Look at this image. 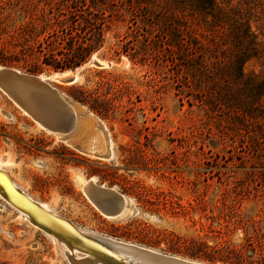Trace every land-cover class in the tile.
<instances>
[{
    "label": "rangeland",
    "instance_id": "1",
    "mask_svg": "<svg viewBox=\"0 0 264 264\" xmlns=\"http://www.w3.org/2000/svg\"><path fill=\"white\" fill-rule=\"evenodd\" d=\"M118 1L86 0L103 13V40L86 62L60 70L45 57L49 32L69 24L67 2L0 0V65L47 77L75 73L74 82H49L99 118L112 144L106 159L81 153L0 89L1 167L84 231L204 264H264V155L208 110L193 83L187 87L143 12ZM59 11L66 15L57 24ZM255 15L251 29L262 48L264 14ZM263 69L254 58L244 65L247 73ZM88 180L129 199L131 214L107 218L84 193ZM18 214L0 198V264H71Z\"/></svg>",
    "mask_w": 264,
    "mask_h": 264
},
{
    "label": "trees",
    "instance_id": "2",
    "mask_svg": "<svg viewBox=\"0 0 264 264\" xmlns=\"http://www.w3.org/2000/svg\"><path fill=\"white\" fill-rule=\"evenodd\" d=\"M65 1L69 24L49 32L52 41L45 57L60 70L86 62L103 40V13L94 12L86 0ZM124 1L128 10L142 11L150 26L156 27L167 61L179 66L178 71L184 69L187 87L193 83L208 110L235 124L240 141L247 139L255 154L264 155V69L244 71L253 58L264 68V47L260 48L250 24L253 14H264V0H237L226 6L216 0ZM66 13L58 12L57 24Z\"/></svg>",
    "mask_w": 264,
    "mask_h": 264
},
{
    "label": "bare ground",
    "instance_id": "3",
    "mask_svg": "<svg viewBox=\"0 0 264 264\" xmlns=\"http://www.w3.org/2000/svg\"><path fill=\"white\" fill-rule=\"evenodd\" d=\"M42 78H45L47 81L49 79L61 80L66 76H72L77 80V75L71 71L57 72L53 73L50 77L45 75H40ZM73 81V82H74ZM64 97H67L63 94ZM67 99L72 103L74 111L76 113V125L71 134L68 137L64 138L62 136H54L62 141H64L70 147L76 149L77 151L87 154L89 156L97 157L100 159L109 158L111 155V141L108 137L106 128L102 121L99 120L94 114L86 110L84 107L78 103L72 101L70 98ZM24 111V110H23ZM25 112V111H24ZM26 113V112H25ZM39 126L44 128L41 124L36 122ZM45 129V128H44ZM46 130V129H45ZM49 132V130H47ZM50 133V132H49ZM53 135V134H52ZM0 171L6 175L3 177L0 176V198L7 202L11 207H13L24 220L30 223L35 228L43 231L47 234L54 242H56L60 248H62L68 259H73L74 263L83 261V264H156L155 261H152L146 257H138L129 251H119L116 249H111L107 246H103L100 243L96 242L97 238H104L112 243L120 242L129 246H135L127 242H122L116 239H113L108 236L95 234L91 232L84 231L80 228H77L71 222L65 218L59 216L53 209H51L46 203L39 201L33 198L31 195L27 194L23 189H21L9 176V174L1 167ZM4 171V172H3ZM93 179V178H92ZM93 182L88 180L83 185V191L86 196L91 200V202L98 208L97 204L102 203V196L107 197L106 195L100 193L98 190H87L88 182ZM93 184H95L93 182ZM97 185V184H95ZM11 186V188H10ZM102 188H106L102 185H98ZM108 188V187H107ZM14 189L18 192H21L23 196L29 202H33L41 208L44 212L49 214L52 218L48 219L40 214H38L30 206L24 204L22 200H19L17 196L14 195ZM13 190V191H12ZM112 190H114L112 188ZM123 196V195H122ZM10 199L14 200L16 203L22 204L20 208L15 206ZM107 203L108 199H104ZM116 213H111L105 215L107 218L118 221L123 220L131 214V201L123 196V202L117 204ZM99 210V208H98ZM53 219V220H52ZM143 248V247H141ZM152 253H158L155 250L145 248ZM78 254V255H77ZM162 254V253H158ZM168 255V254H167ZM173 256V255H171ZM177 257V256H174ZM185 261L194 262L196 261L187 260L184 258L177 257Z\"/></svg>",
    "mask_w": 264,
    "mask_h": 264
},
{
    "label": "water",
    "instance_id": "4",
    "mask_svg": "<svg viewBox=\"0 0 264 264\" xmlns=\"http://www.w3.org/2000/svg\"><path fill=\"white\" fill-rule=\"evenodd\" d=\"M74 80V77L66 76L59 81L62 83H69ZM0 89L35 122L41 124L46 130H49L53 136H62L66 138L72 133L77 119L73 105L67 97L63 96L61 90L52 85L45 78H42L40 75L27 74L18 69L0 65ZM0 176H4L1 171ZM87 190H98L100 193L107 196H102V203L97 204L99 211L102 214L107 215L116 213L118 209L117 204L123 202L122 194L112 190L110 187L102 188L89 181L87 184ZM13 192L19 200H22L24 204L30 206L38 214L46 217L47 220L52 218L49 214L41 210L39 206L33 202H29L21 192H18L15 189ZM105 198L108 199L107 203L104 201ZM10 201L15 206H18V208L22 205L16 203L12 199H10ZM95 240L101 245L107 246L111 249L119 251L126 250L132 252L138 257H146L155 261L156 264H198L171 255L152 253L141 247L129 246L120 242L112 243L104 238H97ZM68 260L71 264H83V261L74 263L72 258Z\"/></svg>",
    "mask_w": 264,
    "mask_h": 264
}]
</instances>
